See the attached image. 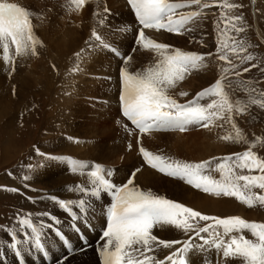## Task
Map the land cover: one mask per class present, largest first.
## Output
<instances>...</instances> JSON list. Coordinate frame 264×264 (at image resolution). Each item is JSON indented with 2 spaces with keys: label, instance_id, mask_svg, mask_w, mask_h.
<instances>
[{
  "label": "snow or ice",
  "instance_id": "obj_1",
  "mask_svg": "<svg viewBox=\"0 0 264 264\" xmlns=\"http://www.w3.org/2000/svg\"><path fill=\"white\" fill-rule=\"evenodd\" d=\"M86 3L87 0H71L75 10H80ZM127 3L141 25L136 44L154 53L155 61L133 72L128 66L132 57L129 55L125 58L120 73V101L123 117L134 126V129H129L124 125L125 131L131 133L138 130L141 135H150L153 132L170 130L184 132L189 125L210 128L224 127L227 124L232 131L220 138L248 145L247 150L242 152L199 162L176 159L150 151L141 145L139 152L143 160L158 172L182 180L204 193L215 197H234L249 208L257 204L264 206V157L253 150L258 144L264 143V137L249 141L233 120L234 114H244L250 104H259L264 108V100L257 99L253 95L256 90L245 87L242 83L235 88L230 81L225 83L229 80V74L241 76V71L237 70L241 64L255 59L251 54H243L247 53L243 40L229 35L230 32L239 35L245 31L240 26L243 16L221 13L220 20L217 21V52L220 53L218 59L227 62L228 67L221 69L220 77L212 85L185 103H180L171 94V90L192 71L206 67V58L212 53L184 51L168 43L157 42L145 32L165 30L168 33L184 34L192 31L188 27L190 24H195L206 16L205 9L220 7L231 11L239 6L229 3V0H223L222 3H218V0H127ZM194 6L196 10L180 11L193 9ZM104 12L110 13V10L105 8ZM30 16V11L18 3L0 0V48L3 50L4 62L13 63V55L10 54L13 48L16 57L37 54V45L41 41L34 33ZM221 20L224 22L223 28L220 27ZM99 22L103 24L104 19L101 18ZM91 41L89 48H111L95 29L92 31ZM229 53L239 60V64L229 59ZM81 55L80 52L76 53L77 58ZM248 71V67L243 68V72ZM228 89L232 92L242 90L249 94V98L247 101L241 98L233 101ZM188 95L187 92H179V96ZM259 95L264 96V92ZM219 121L224 123H218ZM49 158L66 162L73 173L87 176L89 186L76 184L69 191L95 199H100L102 194L111 196L112 202L106 209L108 220L106 230L102 233L103 243L98 249L102 264H189L187 254L196 247L193 243L196 238L202 242V249L209 246L218 251L225 260L232 259L238 264H264V222L249 221L239 215L220 217L204 214L151 190H142L134 183L136 172L140 169H136L126 182L118 185L111 179L114 171L101 163L90 165L72 157ZM24 179L29 177L25 176ZM255 189L262 191L257 192ZM7 190L18 191L16 188ZM51 199L69 212L73 211L74 205L81 209L86 207L83 198L64 200L52 196ZM201 222L207 223L201 226ZM42 226H37L31 213L19 216V231L14 230L10 236V241L16 238L13 247L23 243L24 238L19 233L27 236L30 242L35 241V246L43 247ZM165 226L194 235L181 241L159 239L153 234L155 228ZM246 232L253 238H248ZM180 244L183 245L181 248L165 254L163 259L157 258L155 253L159 250L173 249L174 245Z\"/></svg>",
  "mask_w": 264,
  "mask_h": 264
},
{
  "label": "rangeland",
  "instance_id": "obj_2",
  "mask_svg": "<svg viewBox=\"0 0 264 264\" xmlns=\"http://www.w3.org/2000/svg\"><path fill=\"white\" fill-rule=\"evenodd\" d=\"M13 1L21 3L30 11V18L32 20V23L35 22L36 24L34 27V33L36 37L41 41V44L37 45V54L31 55L32 58L30 55L29 57L22 56V61H18V59L17 61H15V65H13L14 68H12L16 70V72L13 74V72L11 71L10 75H8V79H6L5 77L6 74L0 75V78H2V83L0 84V103L3 100H7L9 97L15 96V103L14 106L10 107L11 110H7L0 115V186H4V188L0 187V242L7 240L9 231H12L13 228L17 227L19 216L27 213H32V211L34 210L42 211V209H48L47 211H53V208L55 206L57 207L55 203H52L49 200H38L36 198L32 199V197L41 194L40 191H36V189H44L45 191H48V193L59 195V198L63 196V192L59 190V185L51 186V183L48 184L51 181H48L49 179L47 177L46 171L48 169L50 170L52 164L56 162H53L54 160L50 159L49 157H58L63 153H72L74 156H77L71 148L72 141L73 143H75L71 136L74 135L75 141L77 142V140H80L81 138V136L77 135L81 134L79 132L83 131V128L87 129L86 131L89 132L90 128L88 126V118L94 115L91 113L85 114L84 117H82L80 120L74 119V117L71 116H67L68 110H70L68 109V106L70 105H67V103H69L70 101L67 97L66 90L69 89L70 84H68L69 82L61 84V81L59 83V77L57 74L58 72L61 73L63 71V62H66L64 60L65 57H60L58 55L56 56V54L53 55L50 52V50L52 51L51 46H53V44L58 40L57 34L61 32L60 34L64 36L62 29L67 26L74 30H78L77 34L81 38H79L80 49L82 48L80 52L83 53V56L81 55L80 57L81 59L79 58L81 62H86L84 59L88 52H94L96 54L99 53V55L101 56L100 59H102L103 61L107 59L105 63L106 66H108V69L112 68L111 62L112 57L114 59L113 54L101 48V50H94L95 47H88V44L92 42V29L96 27L102 28V30L106 33L105 40H114L115 42L120 43L121 46L119 45V48L123 46V51H125V53L132 54V60L128 65L130 68H134L133 65L136 64L150 65L155 61L154 53L147 50H145L144 52L140 51L141 48L136 47L138 45L132 42L133 31L128 27H121L123 26L121 24V21L124 18L130 22L132 21L131 12L130 10H128V8L126 7L127 4H125V1L123 0H106L107 3L111 6L113 13L104 12L102 4H100L101 1L103 2V0H97V3L95 2L96 6L94 7L92 5H87L83 9L80 8V10H75V5H73V8H71V4L68 0ZM222 2L223 0H218V3ZM229 3L236 4L239 7L231 11L222 9L220 7H213L204 10L205 13H207L205 16V20H208L209 26V28L206 29L207 31H209L207 32V38H209V41L213 42L214 45V47H212L210 51L204 48L207 41H203V39H201L202 37L196 39L195 31L197 30V33L199 34L202 31L200 28V24H195L193 25V27H190L193 31H189L190 34H186L188 32L186 31L184 32V34H182L183 36H176L170 35L165 32L166 36H164L163 38H158H161V40L166 39V41L174 44V47H178L184 51H195L199 54L212 53L211 56H207L206 58V67L192 71V73L187 76V80L181 81V85L184 86L185 89H188V94L191 95L194 90L203 87L204 85L213 81L216 77L220 76L222 68L228 67L227 62L220 61L218 59V55L220 53L217 52V21L220 20L221 13L224 12L229 16L242 15L243 23L240 26L244 27L245 31L243 33H240L239 35H237V33L235 32H230L229 35L235 36L238 40H243L245 46L247 47V53L243 54H251L255 57V59L245 64H241L240 68L237 69L238 71H241V76L235 77L234 75L229 74V80H227L226 83L230 81L233 84L234 88L237 84L242 83L245 87L256 90L253 95L257 99L264 100V96L259 95V93L264 92V0H229ZM189 10H196V8L194 6L193 9H187V11ZM129 15H131V17ZM100 18L104 19V25H101V23L99 22ZM220 27H224V22L222 20L220 21ZM152 37L155 40L158 39L155 38V36ZM229 43L231 42L229 41ZM97 58L98 57H96L94 61L100 64L101 60ZM229 59L234 63L239 64V60H237L236 57L230 53ZM36 61L37 65H39V67L41 68H44L48 76L50 75L52 80L54 79L53 81L56 82V85L54 84L53 86H46L44 85L43 81H40L36 76L30 78L29 74L27 76L28 79L26 78L25 84H23V86H21V84H17L18 82L22 83L24 81V79L22 78L26 77L25 74H27L29 70L33 69V64ZM116 61L118 62H115V65L117 64L118 67L121 62L117 58ZM24 62H26V65L22 67L21 65L22 63L24 64ZM91 62H93L92 59L89 61L90 66L92 65ZM122 64L124 65V63ZM253 64L258 66L252 67ZM18 65L21 66V68ZM244 67H248L250 71L243 72ZM25 69L26 71H24ZM113 69L115 70L116 68ZM18 72L21 75H17ZM104 73L105 72H102L100 74ZM107 73L110 74L109 70L107 71ZM42 74L45 78V73L43 71ZM55 74L57 75L55 76ZM112 77L115 82L117 81V79H119L118 73L115 71L114 74H112ZM184 81H186V83H184ZM11 84L14 85L12 86ZM103 86H107L106 88L109 90V92H113V90L111 89L114 88L112 82L105 81V84ZM228 91L230 92V96L233 101H235L237 98H241L247 101L249 98V94L242 90L232 92L231 89H228ZM171 92L174 94V91ZM188 96L183 97V99L188 98ZM177 98L182 99L178 97V95ZM98 99V102L104 100V98L102 97ZM233 120L236 125L243 131L249 141H253L256 137H264V108H261L259 104H250L248 106V110L244 114H234ZM218 123L224 122L219 121ZM206 131L207 132L203 130L204 134L208 135L209 139L211 137L217 136L218 141L222 143V151L218 154L242 152L244 150H247L248 148L247 144H237L224 141L220 138L221 136L226 135L228 134V132L232 131L230 125L225 124L224 127L217 126L216 129L210 127V129ZM11 133H16L17 135V137L13 140H16L17 146L13 145L15 147H13L10 152H7L9 154H5L4 151L8 143V136ZM172 135V132H160L156 137V140L157 138L158 140H152L153 143L155 142L156 144L155 147L157 148L158 153L166 151L168 153L171 152L170 154H174L175 156L181 158L187 157L195 159L194 157H192L193 154L191 155L187 150H181L180 153H178V150L174 149L171 146L170 138L172 137ZM125 144L128 145L127 142ZM36 148H38V150H36ZM253 150L256 151L260 156L264 157V143L258 144ZM82 151L84 155L87 156L86 150ZM40 153H44L45 155L41 156ZM102 153L103 152L101 151L100 154ZM100 154L96 157L93 156L92 158H90V160L98 159L99 163L101 161ZM214 154H216V152H214ZM137 155L133 156V167H136L139 164L141 165V158L139 155ZM107 156L108 154L106 153V159ZM122 156L123 159H125L126 154H122ZM87 159H85V161H87L91 165V162ZM131 165L132 164H130L128 168H132ZM59 166L62 167V163L59 164ZM128 168L126 169V173L127 171H129ZM141 168L145 169L146 166L141 165ZM111 169L116 172L117 170L120 171L123 168L121 165L114 164ZM154 173H157V175H160L162 177L160 178L156 186H152L147 183H141V180H138L139 184H141L145 189L152 190L154 193L170 196L178 200L187 202L196 208L199 207L198 209L200 211L208 215H216L220 217L239 215L245 219H248L249 221L264 222V206H260L257 204L256 206L249 208L247 205L240 203L234 197H215L207 193L204 194L200 191L190 188L177 179L163 176L156 171H154ZM245 174L247 173L245 172ZM25 176L29 177V179L25 180ZM140 179L143 178L141 177ZM6 187L7 189L13 187L18 189V191H8L7 189H5ZM254 191L261 192L262 190L255 189ZM193 192L201 193L203 197L199 199L195 198L194 200ZM92 200L95 201V203L88 201L86 202V205L90 207V204L94 203L95 205L100 207L95 199ZM73 208L74 211H76L75 206ZM98 211L103 212L101 207L98 209ZM82 213H84V211L80 214ZM92 214L93 212H90V215ZM40 218L41 217L37 215H35L33 218L37 226H40L42 224ZM95 219L100 220L101 218L95 217ZM205 223L207 222H201V226H203ZM168 227L175 233H180L178 229L170 226ZM59 228L60 230L65 231V233L62 231L63 234L68 233V228L69 233L71 232L73 234L72 236H74V231L72 230L71 226H59ZM42 229L43 227H41V232L43 233V241L45 240V243H47L48 239V237L45 238V236L56 235V237L52 239L56 241L60 239L57 234L58 232L55 234L54 232L47 231L46 229H48V227L44 228V232L42 231ZM19 235L24 238L23 243L28 240L27 236H23V233ZM245 235L248 238H253L251 237L250 233L246 232ZM187 236L188 235H185L183 237L188 238ZM70 240L74 244L75 249L80 248V242H78V240H75L74 237H70ZM195 241H197V239H195ZM11 244H16V238H13ZM21 244H19L17 248L22 247L24 250H26V252H29L30 254L28 256L24 257L20 254L16 256V258L13 255L12 258H10L9 251L11 245L10 243L4 244L2 250H0V264H40V262H42V256L40 258L41 253L35 251V248H30L29 243H26L24 246H21ZM55 247V244L52 245V250H54ZM88 250L89 248L84 251ZM90 250L93 255L98 254L95 248H92ZM19 251L20 249L18 250V252ZM195 254H197L198 256H202V263L204 264H218L219 260L221 261L223 258L218 251L213 250L209 246L204 247L203 249L201 247H198ZM63 255H65V253L61 255V252H57L55 257L51 256V261L55 262V264H65L66 261L69 262L70 260L75 258L74 255L76 254L73 253L66 260L63 259V262H58V260ZM72 256L74 257L72 258ZM46 259L48 260V257L44 258V261ZM230 261L231 263L235 262L232 259ZM95 264H99L98 256H95Z\"/></svg>",
  "mask_w": 264,
  "mask_h": 264
},
{
  "label": "bare ground",
  "instance_id": "obj_3",
  "mask_svg": "<svg viewBox=\"0 0 264 264\" xmlns=\"http://www.w3.org/2000/svg\"><path fill=\"white\" fill-rule=\"evenodd\" d=\"M123 1H125V4H127L126 0H123ZM182 10L184 12L187 11V9H182ZM129 16L131 17V15H129ZM205 19L206 18L204 17L195 23L197 25L200 24L201 25L200 28L202 30L200 32V34L197 33L198 31L196 30L195 36H196V39L202 37L201 39H203V41H207L204 48H206V50L210 51V49L212 47H214V45H213V42L209 41V38H207L208 37L207 32H209V31H207L206 29L209 28V26H208V20H205ZM195 24H190L188 27H193V25H195ZM146 31L147 32L149 31L152 34V36H155V38H158V37L163 38L164 36H166L165 31H157V33H155L152 30H146ZM62 32L64 33V34L62 33L64 36H62L60 34L61 32L60 33L57 32L58 33L57 34L58 40L53 44V46H51L52 51L50 50V52L53 55L56 54V56L58 55L60 57H65L64 60L66 62L65 63L63 62V64H64L63 65V71L61 73L58 72L57 74L59 77V83H60V81H61V84L69 82L68 84L71 85V86L69 85V89L66 90L67 91V97L69 98V101H70L69 102L70 104L67 103V105H70V106H68V109H70V110H68L67 116H71V117H74V119L80 120L82 117H84L85 114H88V113L94 114V115H92L93 117L90 116L88 118V121H89L88 126L90 128L89 132L86 131L87 129L83 128V131L79 132L81 134L77 135V136H81L80 140H77V142L74 141L75 143H73V141H72L71 148L73 149V152L77 156L79 155V157H81V158L86 157L88 159L92 158L93 156L94 157L99 156L100 152L102 151L103 153L100 154L101 161L99 163L103 164L107 168L113 167L114 164H118V165L122 166L123 169L120 171L117 170L115 172L113 170L115 172V175L113 176L114 180L117 182H121L125 178L126 169L130 166V164H132L131 165L132 168H128V170H131L134 168L133 167V160H134L133 156L137 155V153H138L137 146H136L138 143L137 142V136H138L137 131H132L131 133L125 131V128L123 126H124V124L126 125L128 123L125 120L126 118H124L123 115L120 113V106L118 103V93L113 94V92H111V91L109 92V90L106 88L107 86H103L105 84V78L96 76L97 73H102V72H105L106 74H108L107 73L108 66H106V64H105L107 59H105L103 61L102 59H100L101 56L99 55V53L96 54L94 52L93 53L88 52V54H86V57L84 56L85 57L84 60L86 62H81L75 54V53H77V51L80 50V42H79L80 37L77 34L78 30H74V29L67 26L64 29H62ZM65 34H66V36H65ZM186 34H190V32L188 31ZM158 39L160 40L161 38H158ZM158 39H156V40H158ZM52 40H53V38H52ZM120 49H123V47H120ZM10 54L13 55V59L17 58L14 54V48L12 50H10ZM114 54H115V52H114ZM53 55H51V56H53ZM28 57H29V55H28ZM96 57H98L99 60H101L100 64L96 63L94 61V59ZM21 58L22 57H18V61H22ZM31 58H32V56H31ZM87 58H88V60H87ZM91 59L93 60V62H91L92 65L90 66L89 61ZM115 62H118V61H116V57L114 55V59L112 57V62H111L112 68L109 70L110 75L114 74V72H112V70L118 73V68H116V70L113 69V68H115V66H117V65H115ZM13 64L14 63L9 64V63L4 62L3 50H2V48H0V75L6 74L5 77H6V79H8V75H10L11 71L14 74L16 72V70L13 69L14 68ZM38 64H40V63H38ZM24 65H26V62H24V64L22 63L21 66L23 67ZM36 65H37V61L33 64V69L29 70L27 72V74H25L26 77L22 78V79H24V81L22 83L18 82L17 84H21V86H23V84H25V80L29 74L30 78L31 77L33 78V76H36L40 81H43L44 85H46V86L47 85L53 86L54 84L56 85V82L53 81L54 79L52 80L50 75L48 76V74L45 72V69L39 67V65H37V66ZM21 66H19V67L21 68ZM24 71H26V69ZM42 71L45 73V78L43 77ZM18 74H20V73L18 72L17 75ZM57 74H55V76ZM1 79L2 78H0V84L2 83ZM88 79H90V80H88ZM118 80L119 79H117L116 83L118 82ZM6 83H8V82H6ZM57 83H58V81H57ZM184 83H186V82H184ZM26 84H28V83H26ZM61 84H59V85H61ZM182 87H184V86H182ZM105 90H106V92H105ZM14 97H9L7 100H3L0 103V107H1L0 115L3 114L4 112H6L7 110L8 111L11 110L10 107L14 106V103H15ZM100 97H103V98L105 97V98H104V100H101V102L100 101L98 102V100H99L98 98H100ZM178 97L182 98V96H179V94H178ZM66 111H67V109H66ZM129 129H133V128H129ZM172 131H176V132H172L173 135L170 138V140H171L170 143L174 149L178 150V153H180L181 150H187L191 155L193 154L192 157H194L195 159H200V158L220 155L218 153H220L222 151L221 146H223V145H222V143H220L218 141L217 136L211 137L209 139L208 135H205L203 130H198L197 128L193 127V125H190L188 127V130L184 131V132H181L178 130H172ZM204 131L207 132L206 130H204ZM158 133H160V132H153L150 135L149 134L141 135V142L144 141V147L146 149L153 151V152H158L157 148L155 147V145H156L155 142L153 143V141H152V140H154V141L158 140V138L156 140ZM16 137H17L16 133H11L8 136V143H7V146L5 147L6 149L4 151L5 154H9L7 152H10L13 149V147L17 146L16 140L13 141ZM128 141L130 142V144H133V147H134L133 149H129L128 146L125 144ZM13 145H15V146H13ZM201 148H202V150H201ZM2 150H3V148H2ZM82 150H86L87 156L84 155ZM214 152H216V154H214ZM106 153L108 154L107 159H106ZM122 154H126L125 159H123V156H125V155L122 156ZM61 163H62V167L59 166V164H61ZM136 164H138V163H136ZM136 167L140 168V171L138 172V174L136 176L137 184H139L138 180H141L140 181L141 183H147V184H150L152 186H156L157 183L159 182L160 178H162L160 175H157V173H154V170L148 169L147 167L145 169L144 168L142 169L140 164ZM69 168H70V166L66 162L56 161L55 163L52 164L51 169L50 170L48 169L46 171L47 177L49 179L48 181H51L48 184L51 183V186L59 185L60 186L59 190L63 192L62 195L64 197L61 196V198H59V199L73 200L72 197H74L76 195H80V196L76 197L77 200L83 198L85 201L89 199L88 200L89 202L95 203V201L92 200L95 198L85 196L79 192L68 190V189H70L71 185L75 186L76 184H81V183L84 186H89L88 185V178L86 175L82 176L79 173H73L71 171V169H69ZM85 171H87V170H85ZM141 177L143 179H140ZM69 197H70V199H69ZM108 197H109V195L102 194L100 199H95L98 202L99 206L101 207L102 211L104 209H106V207L109 205L108 203L110 202V199ZM193 197H194L193 199L195 200V198L199 199L203 196L201 195V193L193 192ZM88 201H86V202H88ZM198 203H200V202H198ZM88 207L89 206L86 205L85 208L81 209V208H77L75 206V208L78 209V211L80 210V213L85 211V210L90 211V209H87ZM57 209L58 208L55 206L53 208V211H58ZM73 212H75L74 208H73L72 213ZM101 213L102 212H99V211L97 212V214L93 213L92 214L93 217H89L88 220L94 226H97V223L100 220L95 219V215H96V218H101V216H100ZM79 215H81V214H79ZM37 222H38V220H37ZM18 231H19V229L17 230V232ZM42 231L44 232V228L42 229ZM63 232L65 233V231H63ZM67 232L69 233L68 228H67ZM157 233H158L159 238L161 236L166 238V239H178V238H180L181 241L188 239V238L183 237V236L181 237V235H180L181 232L175 233L168 226L167 227L165 226L164 228H159V227L155 228V230L153 231V234L157 236ZM19 234H22V233H19ZM72 235L73 234L70 232L69 236L74 237V239L77 240L76 237L72 236ZM47 237H48L47 244L50 245L51 249L49 251H46V256H43L40 249L38 250L37 246H34V245L30 246L29 245L30 248H35L34 249L35 251H37L38 253H41L40 258L42 256V258H41L42 262H40V264H45L44 258H47V257H48V260L51 261V256L55 257L57 252H61V255L64 253L66 254L65 250H63L64 248L62 247V243H61L60 239L57 241L52 239V238H55L56 235L55 236L54 235L45 236V238H47ZM193 243L196 245V247L193 248L192 250H190L189 253L187 254L189 264H204V263H202V256H198L197 254H195L196 249L198 247H200L201 244L195 240L193 241ZM43 244H45V242ZM54 244L56 245V247L54 250H52V245H54ZM72 245L74 246L73 243H72ZM79 246L82 247L81 244ZM178 246L182 247L183 245L180 244ZM25 247H27V246H25ZM205 247H208V246H205ZM74 249H75V246H74ZM171 250L172 249H161L155 254L157 255L158 259H163L165 254H167ZM74 256H75V258H73ZM74 256H72L73 259L70 258L72 260H70L69 262L66 261L65 264H95V256H97V255L96 254L93 255L91 253V250L89 249L88 251L82 250L81 252H78V254H76ZM230 260L231 259L225 260L222 258L221 261L219 260L218 264H238L237 261H235L234 263H231ZM35 261H38V260H35ZM207 264H211V263H207ZM212 264H215V263H212Z\"/></svg>",
  "mask_w": 264,
  "mask_h": 264
}]
</instances>
